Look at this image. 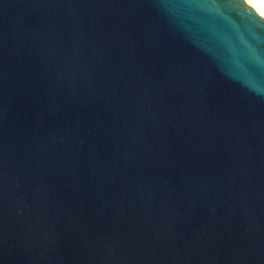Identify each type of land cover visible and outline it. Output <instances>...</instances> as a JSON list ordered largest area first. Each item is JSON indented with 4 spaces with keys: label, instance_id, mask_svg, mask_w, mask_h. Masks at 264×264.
I'll list each match as a JSON object with an SVG mask.
<instances>
[{
    "label": "water",
    "instance_id": "95a60500",
    "mask_svg": "<svg viewBox=\"0 0 264 264\" xmlns=\"http://www.w3.org/2000/svg\"><path fill=\"white\" fill-rule=\"evenodd\" d=\"M0 264H264V17L0 0Z\"/></svg>",
    "mask_w": 264,
    "mask_h": 264
},
{
    "label": "bare ground",
    "instance_id": "6f19581e",
    "mask_svg": "<svg viewBox=\"0 0 264 264\" xmlns=\"http://www.w3.org/2000/svg\"><path fill=\"white\" fill-rule=\"evenodd\" d=\"M246 2L253 6L259 14L264 17V0H246Z\"/></svg>",
    "mask_w": 264,
    "mask_h": 264
}]
</instances>
